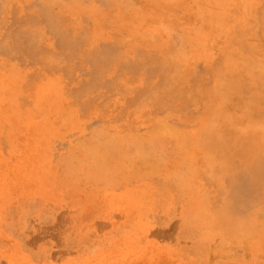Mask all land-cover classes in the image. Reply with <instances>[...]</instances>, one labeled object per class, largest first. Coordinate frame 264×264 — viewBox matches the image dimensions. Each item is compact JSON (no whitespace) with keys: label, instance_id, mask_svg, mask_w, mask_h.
<instances>
[{"label":"rangeland","instance_id":"374dc122","mask_svg":"<svg viewBox=\"0 0 264 264\" xmlns=\"http://www.w3.org/2000/svg\"><path fill=\"white\" fill-rule=\"evenodd\" d=\"M0 264H264V0H0Z\"/></svg>","mask_w":264,"mask_h":264},{"label":"bare ground","instance_id":"6f19581e","mask_svg":"<svg viewBox=\"0 0 264 264\" xmlns=\"http://www.w3.org/2000/svg\"><path fill=\"white\" fill-rule=\"evenodd\" d=\"M260 162L262 163L261 159L255 161L257 170L255 169V167H246L238 176L234 177V191L232 194V198L237 201L235 205V210L237 211H241L243 208H245V206H247L245 203L249 201V198L258 186V181H260L262 175L261 171H259L261 170Z\"/></svg>","mask_w":264,"mask_h":264}]
</instances>
